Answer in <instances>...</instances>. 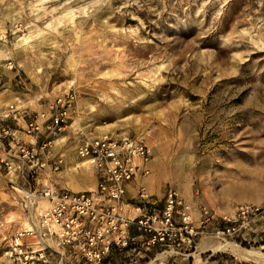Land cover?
<instances>
[{
  "label": "rangeland",
  "instance_id": "rangeland-1",
  "mask_svg": "<svg viewBox=\"0 0 264 264\" xmlns=\"http://www.w3.org/2000/svg\"><path fill=\"white\" fill-rule=\"evenodd\" d=\"M69 91L70 189L95 184L76 154L83 130L143 139L158 165L159 207L173 189L196 226L203 207L216 216L210 232L238 207L264 204V0H0V264H10L5 238L22 222L2 128L19 130L17 113L26 109L27 121L34 102L47 109ZM227 243L264 254V219L238 238L200 239L196 253L204 264H263L210 251Z\"/></svg>",
  "mask_w": 264,
  "mask_h": 264
},
{
  "label": "built area",
  "instance_id": "built-area-1",
  "mask_svg": "<svg viewBox=\"0 0 264 264\" xmlns=\"http://www.w3.org/2000/svg\"><path fill=\"white\" fill-rule=\"evenodd\" d=\"M76 110L77 94L69 91L50 102L45 111L30 116L24 128L30 143L17 138L18 130L2 128L15 148L17 162L6 161L5 165L17 179L22 221L5 238L4 257L10 264H105L114 251L137 247L144 254L158 249L160 255H180L194 251L203 238L226 241L241 237L252 229L254 219H264V204L242 205L236 210V219L223 218L222 226L210 232L216 216L203 207L196 226L192 207L173 189L166 192L160 209L154 208L156 204L143 188L137 202L129 203L128 186L151 176L155 157L154 149L143 139L129 135L95 136L77 131L79 165L90 167L95 186L81 192L57 188L52 175L66 169V155L53 156L52 148L63 144L61 135ZM15 112L10 106L3 115L10 118ZM132 230L139 235L134 236Z\"/></svg>",
  "mask_w": 264,
  "mask_h": 264
},
{
  "label": "crops",
  "instance_id": "crops-1",
  "mask_svg": "<svg viewBox=\"0 0 264 264\" xmlns=\"http://www.w3.org/2000/svg\"><path fill=\"white\" fill-rule=\"evenodd\" d=\"M39 98L40 97L36 98V100L37 101L40 100ZM33 104L35 107L33 106L34 109H31L30 112H33L32 110H35L34 113H40L46 110L45 106L43 105L37 104L36 102H34ZM10 106H14V105H10ZM25 112H27L26 109H24L23 111L15 115L16 123H14L15 122L14 121L13 125L18 126L20 128L18 130L19 133L16 134L17 138H19L21 141H24L25 143H30L31 142L30 138L21 132V129H23L25 127L24 125H26L25 124L26 119L23 114ZM1 120L8 121L10 120V118L7 120L5 119H1ZM121 136H126V135L124 134ZM121 136H114V137H121ZM64 146H65L64 144H57L56 146H54L52 148V155L56 156L57 154L64 153ZM71 170L72 168H70V163L66 159V169L62 173H53L52 178L57 188L70 190L74 192L85 191V190L78 191L76 189L77 187L75 188V185H73V187L71 186V189H70ZM151 170H152V173L153 171H155L156 174L153 176L151 175L146 178L138 179L132 182L128 186L126 199L129 203H136L138 194L140 190L143 188L146 190L147 194L151 197L152 203L156 204L154 208L160 209L161 207H159L157 201L159 202L161 201V199L163 198V193H162L160 177L158 175V171H159L158 165L157 163H155V157H154L153 162L151 163ZM47 171H50V168H47ZM62 180H65V181H62ZM20 183H22V180H20ZM154 208L152 207V209ZM132 234L134 236L139 235V233L136 230H132ZM139 238H142V240L144 239V237H139ZM196 253H197V248L194 251L186 250L184 253L180 255L174 254L172 252H169L168 254H165V255H160V252L158 249H153L152 251L144 254L143 251L140 249V247H137V248H130L129 250L114 251L111 257L106 261L105 264H187L188 261L191 262L192 260H195L196 264H204L200 262L199 260L196 261L197 259Z\"/></svg>",
  "mask_w": 264,
  "mask_h": 264
},
{
  "label": "bare ground",
  "instance_id": "bare-ground-1",
  "mask_svg": "<svg viewBox=\"0 0 264 264\" xmlns=\"http://www.w3.org/2000/svg\"><path fill=\"white\" fill-rule=\"evenodd\" d=\"M82 166H87V164H82ZM210 250H214L215 252H220V251H229L237 256L245 257L247 259L255 260V261H260L264 264V254L260 253L258 250L257 251H247L239 246L232 245L230 243L227 244H214L210 247Z\"/></svg>",
  "mask_w": 264,
  "mask_h": 264
}]
</instances>
